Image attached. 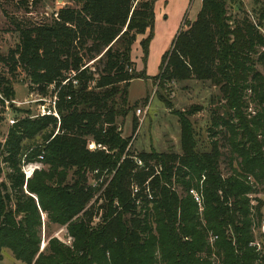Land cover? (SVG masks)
Instances as JSON below:
<instances>
[{
	"label": "trees",
	"instance_id": "16d2710c",
	"mask_svg": "<svg viewBox=\"0 0 264 264\" xmlns=\"http://www.w3.org/2000/svg\"><path fill=\"white\" fill-rule=\"evenodd\" d=\"M40 1L17 5L28 15ZM65 1L50 20L16 25L18 44L0 54L10 77L22 69L41 93L57 92L56 116L24 113L0 141V260L8 250L21 264H264V238L255 239L264 201L253 197L264 194V0H250L253 15L242 0H198L152 81L217 90L211 141L201 146L190 118L204 107L191 106L173 113L180 154L137 155L116 120L130 112V83L149 79L131 48L147 33L145 64L158 0ZM234 5L241 16L228 13ZM13 99L0 73V121ZM33 163L46 169L26 178L22 167ZM92 173L99 183H88ZM43 218L71 245L49 238L41 250Z\"/></svg>",
	"mask_w": 264,
	"mask_h": 264
},
{
	"label": "rangeland",
	"instance_id": "374dc122",
	"mask_svg": "<svg viewBox=\"0 0 264 264\" xmlns=\"http://www.w3.org/2000/svg\"><path fill=\"white\" fill-rule=\"evenodd\" d=\"M18 0H2L0 2V54L6 57L9 51L18 44V33L16 25L28 26L40 20H50L54 13L64 7L71 6L65 0H41L40 4L29 8L30 14L17 5ZM242 10L248 14L256 11V7L250 0H242ZM200 9L197 0L191 3L190 0H158L154 5V28L153 36L149 43L148 55L145 64L142 61L143 55L140 42L135 40L131 48V62L134 63L136 72L145 71L148 80H133L128 89V105L130 112L125 119L116 120V124L121 131L123 138H130V153L135 155L141 152L155 151L157 153L180 154L179 146V126L174 112L188 110L191 106L204 107V110L190 118L196 131L200 144L203 148L208 147L211 141L208 128L210 126V104L217 96V90L195 81L183 82L179 84H165L163 89L152 81L157 76L158 67L162 55L167 52L175 38L177 32L183 30L182 21L192 22ZM242 10L237 5L228 6V13L232 15H242ZM55 17V16H54ZM264 34V27H262ZM0 73L11 79L14 90V99L5 104V109L0 121V141H3L7 129L16 121V118L29 113L30 118H37L51 115L54 112L56 101L55 88L48 87L46 94L41 93L33 87L22 69L9 76L5 66L0 64ZM162 97L171 103V111L167 110L159 100ZM146 101V102H145ZM142 110V115L138 118L136 111ZM134 121L137 123L135 132L132 130ZM225 171V165L222 164ZM35 169H46L41 164L33 163L24 165L22 171L26 178H29ZM88 183H99L94 181V174H88ZM0 176V180H2ZM258 199L264 201V194H258ZM264 224V207L262 209ZM41 228V247H45L49 238L60 241L67 239L64 227L46 225L43 218ZM260 235H264L258 229L255 232V239L261 241ZM263 240V239H262ZM259 241V242H260ZM0 264H21L14 260L8 250H3Z\"/></svg>",
	"mask_w": 264,
	"mask_h": 264
},
{
	"label": "built area",
	"instance_id": "2783aa9c",
	"mask_svg": "<svg viewBox=\"0 0 264 264\" xmlns=\"http://www.w3.org/2000/svg\"><path fill=\"white\" fill-rule=\"evenodd\" d=\"M141 115H142V110L138 109V110L136 111V116L139 118ZM53 116H56V114L53 113ZM97 148H99V146H95V145L92 144V143H91L90 145H88V149H89V150H95V149H97ZM135 163H136V165H137L138 168L143 167V164H142V162H141L140 160L135 159ZM190 194L193 196L194 201L200 205V198L198 197V195H197L196 193H194L193 191H191ZM199 209H200V211H202V208H201V207H200ZM260 231H261V233L264 235V224L261 226ZM59 241H60V240H59ZM61 242H62L63 244H65L66 246H70L72 241H71V239H70L69 237H67V239H66L65 241H61ZM257 247L259 248V245H257ZM43 248H44V247H43ZM43 248H41V250H42Z\"/></svg>",
	"mask_w": 264,
	"mask_h": 264
},
{
	"label": "crops",
	"instance_id": "0c3cea01",
	"mask_svg": "<svg viewBox=\"0 0 264 264\" xmlns=\"http://www.w3.org/2000/svg\"><path fill=\"white\" fill-rule=\"evenodd\" d=\"M196 1H197V0H190L191 3H195ZM199 3H200V1H199ZM182 22H183V21H182ZM181 24H182V23H181ZM177 34H178V32L176 33V35H177ZM176 35H175V36H176ZM146 36H147V33H146L145 35H142V36H137L136 39H137L138 41H141V40H143ZM133 64H134V63H133ZM134 67H135V66H134ZM135 70H136V69H135Z\"/></svg>",
	"mask_w": 264,
	"mask_h": 264
}]
</instances>
